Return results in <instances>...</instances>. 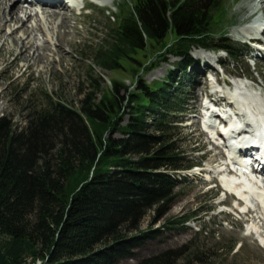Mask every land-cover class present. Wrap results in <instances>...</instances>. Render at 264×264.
<instances>
[{
  "label": "trees",
  "instance_id": "16d2710c",
  "mask_svg": "<svg viewBox=\"0 0 264 264\" xmlns=\"http://www.w3.org/2000/svg\"><path fill=\"white\" fill-rule=\"evenodd\" d=\"M221 9L222 0H137L93 44L95 65L119 70L148 44L159 45L156 56L179 58L163 81L139 76L129 92L114 80L97 98L100 83L90 76L92 93L79 107L49 99L20 128L0 117V264H23L27 256L31 264H116L157 235L154 223L188 179L181 172L197 164L173 135L186 108L183 79L197 64L190 51L238 59L246 47L214 31ZM197 215H182L179 225ZM170 255L139 264H175Z\"/></svg>",
  "mask_w": 264,
  "mask_h": 264
},
{
  "label": "rangeland",
  "instance_id": "374dc122",
  "mask_svg": "<svg viewBox=\"0 0 264 264\" xmlns=\"http://www.w3.org/2000/svg\"><path fill=\"white\" fill-rule=\"evenodd\" d=\"M136 1L98 0V3L106 7L96 5L82 14L76 9L65 11L69 34L62 40L61 53L57 54L52 51L59 43L60 31L57 25L60 22V15L54 21L56 22L54 25L52 22H49V25L44 23L46 24L44 30L48 35L41 31H35L31 35L32 43L45 44L49 50L45 55H41L44 59L37 64L23 57L15 60L19 51L18 41L11 43V40H8L6 36L8 30L1 33L0 117H6L20 128L26 125L27 117L31 112L45 106L49 99L60 101L70 107H79L84 95L92 93V88L89 86L90 76L97 78V82L100 83V89L94 91L97 98L102 94V90L106 91L112 87L114 80L127 86L129 92L134 90V81L139 76L148 84L163 81L168 71L176 66L179 58L168 55L161 57L162 54L156 56V51L160 49L159 45L148 44L145 50L137 51L131 60L122 61L119 70L106 71L95 65L93 44L97 40L104 41L108 31L116 26L119 15L130 11ZM259 1L261 0H222V9L213 18V21H217L214 31L219 33L223 30L232 40L239 39L237 33L242 30L240 25L254 19L258 20V17L256 18L258 12L255 8L259 5ZM37 18L33 16L25 21V24L29 26ZM242 32L245 33V30ZM241 35L242 40L247 39L244 34ZM47 37L49 43L45 41ZM170 40L171 36L167 38V41ZM256 45L260 47L263 45L264 48V35L262 41ZM250 51L251 54L258 56L256 68L255 60L249 56L248 51L246 58L240 56L238 59H232L222 51L215 53L198 48L191 49L190 55L202 64L196 68V65L191 67V75L183 79L186 108L177 116L179 128L174 130L173 135L179 147L199 163L201 168L196 167L181 172L188 179L185 183L179 184L175 200L168 211L154 223L153 229L159 230L157 235L135 248L134 256L121 259L116 264H139L144 259L166 252L171 253L169 262L175 264L187 262L188 264H264V212L259 204H256L253 214H239L233 210L234 205L231 201L228 202V199L227 206L218 205L220 200L225 199V195L219 191L218 184L214 183L218 176L216 171L222 150L219 148L210 150L212 146L204 132V119H201V104L205 103L204 94L213 86L208 69L213 67L217 70L221 80L230 77L222 72L221 67L208 62L206 56L221 57L225 71L238 74L242 81L245 76L249 77L253 82L254 90L261 94L259 99L264 102V58L260 57V51L254 48H250ZM152 64H156L155 67L147 72L138 69L140 65ZM127 118V116L123 117L122 124ZM114 136L119 137L120 133H115ZM211 177H213L212 181L209 180ZM185 214L198 215L181 226L179 223L182 215ZM151 215L152 212L145 215L139 229L147 228ZM173 252L177 254L173 255ZM181 253L183 254L178 257L177 255ZM23 264H31V258L27 256ZM35 264L41 263L36 261Z\"/></svg>",
  "mask_w": 264,
  "mask_h": 264
},
{
  "label": "bare ground",
  "instance_id": "6f19581e",
  "mask_svg": "<svg viewBox=\"0 0 264 264\" xmlns=\"http://www.w3.org/2000/svg\"><path fill=\"white\" fill-rule=\"evenodd\" d=\"M33 1H34V3H32L31 5L27 4V6L25 8H23L21 6L20 2L15 4L16 0H13V1L12 0H0V35H1V33L8 30L7 35H6L8 40L10 39L11 43L18 41L19 51H18V54H17V57L15 58V60L16 59L20 60V58L23 57V58H26V59L28 58V59L32 60L33 64H37V63L43 61V59H44V57L41 55L42 54L45 55V52H47L49 50L45 44L40 45V44L32 43V41H33L32 37H31L32 33L35 31H41V32L46 33V31L44 30L46 24L44 25V23L48 24L49 22H52V25H54L56 23L54 21L60 15V22H58V25H57V27L59 28V31H60V32H58L59 43H57L58 45L55 47V49H54V51H52V53L53 52L56 54L61 53L62 40H64V37L69 34V30H67L68 28H66L67 27L66 22L68 20H67V17L65 16V14H66L65 11L68 12V11H72L73 9L68 5V3L65 0H33ZM34 5H39L40 13H38V11H36L35 9L32 8ZM11 7H13V8L11 9ZM255 9H256V12L262 13V11H263L262 16L264 17V0L259 1V5L256 6ZM38 14H39V16H38ZM254 14L255 13H253V15ZM33 16H36L38 18L36 19L35 22L33 21V23L31 25L29 24V26H27L25 24V21L32 18ZM263 22H264V20H263ZM261 24L262 23H259V26H261ZM52 25H51V27H52ZM245 29L248 30L251 28L247 27ZM246 32H248V31H246ZM255 32H256L255 30H252V33H255ZM257 34H259V36L262 38L264 35V29L261 30L260 32H258ZM47 35H44V36H47ZM45 41L49 43V38L47 37V39H45ZM34 44H36V45H34ZM258 46H260V45H258ZM262 46L263 45H261V47ZM30 50H31V52H30ZM257 51L258 52L260 51V53H261L260 57L264 58V52H262V49L261 50L259 49ZM262 54H263V56H262ZM206 57H208V56H206ZM208 58H210V56ZM26 61H28V60H26ZM52 62L53 61H51V63ZM28 68H29V66H28ZM242 85H243V87H242ZM250 86L251 85L246 87L244 82H240L238 85L235 86L234 94H230V95L232 96L233 101L237 100V98H235L237 95L238 96H239V94L241 95L242 102H239L241 104L238 106L237 112L246 114L245 120L247 121V123L244 125L246 128L245 134H249L248 137H250V141L252 142L251 144H257L258 145V147L261 149V151L258 152V155H260L262 153L261 157L264 158V142L261 141V139L264 138V132H262V129L264 126V102H262L259 99V96L257 93L255 94L253 92L252 95L249 96V95H247V93L245 95L244 92H240V91H243L244 89H246L248 92L253 91V89L251 88L252 86L251 87ZM251 98L253 101H254V98L256 100H258V102L254 101L253 105H255V106L253 109L250 108L252 105L248 104V101ZM221 100H222L221 95L218 97L214 96L213 94L211 95L210 102L212 104H215V102H218ZM199 104H200V102H199ZM242 106H246V109H245V107H242ZM254 109H255V114L253 113ZM239 123L241 124V122H239ZM204 125L207 128H209L210 130L213 129L211 127L210 123H204ZM245 145H246V142H244L243 147ZM242 177H243L246 188L248 187L251 191L257 190L260 192H264V183H262V182H259V183L256 182L255 183L252 180H246V177L244 175H242ZM236 181H237V179L233 176H225L222 179V182L224 183L225 186L233 187L236 191H238V189L240 187L236 185ZM260 192H258V194H260ZM247 213L250 214L251 211L249 210Z\"/></svg>",
  "mask_w": 264,
  "mask_h": 264
}]
</instances>
